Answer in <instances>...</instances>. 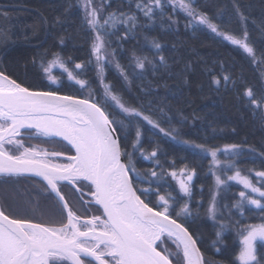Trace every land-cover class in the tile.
Listing matches in <instances>:
<instances>
[{"label":"trees","instance_id":"obj_1","mask_svg":"<svg viewBox=\"0 0 264 264\" xmlns=\"http://www.w3.org/2000/svg\"><path fill=\"white\" fill-rule=\"evenodd\" d=\"M93 1L101 7V23L115 13L114 27L110 21L104 28H97L108 50L103 81L93 51L95 31L86 23L80 0H0V70L28 88L55 90L98 103L117 129L127 164L136 169L130 173L138 194L156 208L159 196L169 199V214L195 236L205 264H241L236 231L248 224L264 223V210L247 204L237 208L241 189L229 183L219 192L216 219L208 217L215 186L213 158L208 150L239 145L235 154L231 149L219 153L223 178L239 169L261 186L256 172L264 171V157L260 155L264 153V107L251 105L244 93L251 88L258 99L264 97V0L194 3L222 30L238 38L246 30L255 58L204 26L194 30L187 14L178 8L174 11L166 0H161L163 9L154 7L151 18L137 9L140 0ZM236 5L246 21H240ZM129 16L135 20H128ZM56 57L87 85L81 88L62 79L59 87H51L44 68ZM137 58H146L143 69L137 67ZM76 64L82 67L76 68ZM104 84L112 86L126 107L151 116L166 130L175 128L173 136L177 139L142 118L128 117L111 102L105 104ZM23 138L25 147L37 145L48 153L74 155L63 141L41 135ZM184 141L202 144L207 151ZM6 147L11 155H19L11 146ZM153 151L156 156L150 158ZM63 155L55 159L67 161ZM180 170L194 173L189 195L180 192L171 176V172ZM153 171L156 176L151 175ZM77 183H81L78 187L84 194L67 183L58 185L72 211L83 218L102 216L101 209L91 203L92 186L85 181ZM141 189H149V193L145 195ZM185 204L191 217H177L175 212ZM0 207L14 219L56 227L67 222L66 212L54 194L44 182L30 176H0ZM158 248L172 254L173 264H184L172 238L165 235ZM256 256L264 264V243L257 244Z\"/></svg>","mask_w":264,"mask_h":264},{"label":"snow or ice","instance_id":"obj_2","mask_svg":"<svg viewBox=\"0 0 264 264\" xmlns=\"http://www.w3.org/2000/svg\"><path fill=\"white\" fill-rule=\"evenodd\" d=\"M170 3L174 11L179 8L187 13L188 24L194 30L204 26L255 58V51L247 42L246 30L242 38L222 30L207 13L194 7L195 0H170ZM90 5L91 0H85L87 24L97 29L104 28L112 21L115 26V13L109 14L101 23L97 10H88ZM136 7L151 18L154 7L163 9L164 5L161 0H150L149 3L140 0ZM236 8L240 21H246L243 12L239 11V5ZM128 20H135V17L129 16ZM96 41L93 50L97 53L99 63L103 59L99 55L103 47L99 31L96 33ZM155 47L159 48L160 45L155 44ZM144 59L137 58L138 68L145 67ZM75 67L81 68L82 65L76 64ZM103 73L104 68L100 65L98 75L102 76ZM69 78L76 79L71 73ZM223 79L227 81L229 77L224 76ZM76 82L81 87L87 85L85 80ZM215 83H220V80H215ZM244 95L251 105L264 107V97L258 99L251 88H247ZM104 96L105 104L111 102L128 117L142 118L164 135L177 139L173 136V132L177 131L175 128L166 130L151 116L136 108L126 107L122 98L112 91L110 84H104ZM112 124L113 121L99 104L60 96L56 92L31 91L0 72V176L18 177L33 173L42 177L49 190L57 195L67 215V222L56 227L33 223L31 220L12 219L0 210V264H173L170 258L172 254H165L156 247V241L165 233L176 242L177 254L182 253L185 264H203L202 254L192 233L169 214V199L159 196V208H156L145 203L141 195L137 194L129 174L136 169L122 162L121 148L114 137ZM33 128L43 137H61L68 141L75 149V155L66 157V164L53 163L48 159L47 151H36L35 148H25L19 155H11L6 145L23 147L16 137L20 135L21 129ZM136 135L139 138V130ZM184 143L207 151L202 144L197 145L191 141ZM239 147L233 144L226 145L225 149H231L235 154ZM217 151L212 150L213 158ZM51 155L60 157L63 154ZM260 155L264 157V153ZM155 156V151L149 154L150 158ZM151 175L157 174L153 171ZM171 175L176 176V173L172 172ZM256 177L261 182L259 187L249 176H242L239 169L235 175L227 177L228 180L238 181L245 189L239 192L237 208L242 209L245 204H250L264 210V203L261 202L264 200V171L256 172ZM80 179L89 181L93 187L94 191L90 195L95 204L102 208V216H77L60 193L58 185L61 182L76 184ZM191 179L192 175H188L187 181ZM216 179L217 184L225 183L219 176ZM179 184L182 192L190 193L184 179H180ZM140 191L145 195L149 193V189ZM253 194H258L260 199L254 198ZM208 211L215 218L214 200ZM175 215L191 217L192 213L185 204ZM257 240L264 242V224L248 226L242 241L243 247L237 257L241 264H252L253 261L260 264L256 256Z\"/></svg>","mask_w":264,"mask_h":264},{"label":"rangeland","instance_id":"obj_3","mask_svg":"<svg viewBox=\"0 0 264 264\" xmlns=\"http://www.w3.org/2000/svg\"><path fill=\"white\" fill-rule=\"evenodd\" d=\"M167 2L170 3V0H166ZM81 2V5H82V8L84 10V13H85V17H86V11H85V0H80ZM92 8H95L98 12V14L100 15V11H101V7L100 5L97 3V2H94L93 0H91V5L89 7V11L92 9ZM179 9V8H178ZM181 11H183L182 9H179ZM184 12V11H183ZM187 14V13H186ZM90 26V25H89ZM91 27V26H90ZM92 28V27H91ZM93 29V28H92ZM95 31V41L94 43H96V33H97V29H93ZM101 36V35H100ZM94 45V44H93ZM94 51V50H93ZM99 55L103 58L99 63L97 61V53L94 52V56H95V59L97 61V66H98V70H99V66L100 65H104V62L108 59V50L105 46V43H104V40H103V47L101 48V51L99 53ZM45 69H47V71H45ZM69 73L72 74V76H75V74L73 73V71L61 60V58L59 57H56L54 58L53 60H51L47 66L44 68V74H45V77H46V80L48 82V84L51 86V87H59L60 84H61V81L62 79H67L68 81L70 82H73L75 84H77L78 86H80L76 80H80L78 78H76L75 80L74 79H70L69 78ZM76 77V76H75ZM100 77V80L103 81V75L102 76H99ZM81 87V86H80ZM83 88V87H81ZM117 107V106H116ZM118 108V107H117ZM119 109V108H118ZM120 110V109H119ZM122 111V110H120ZM22 135H19L16 137L17 140H20L23 144V147H15V146H11L10 148L14 151H18L19 154L21 152H23L25 150V148L27 149H32V148H35L36 151H45V149H43L42 147L40 148V146H29V147H25L24 146V143H23V139L24 138H21ZM225 149H220L219 151H217L216 153V157L213 158V156L211 155V152L212 150H208V153L212 156L213 158V166H212V171H213V176H214V182H215V186H214V192H213V197H212V201L214 200L215 202V218L212 217V215L209 213L208 211V217L212 220L216 219V216L218 215V206H217V200H218V195H219V192L221 190L222 187L226 186L227 184L229 183H234L236 184L237 186H239V188L241 189V191H244V187L242 184H240L238 181H235V180H228L227 177L229 176H233L235 175V172L234 173H231L230 175H228L225 179L223 178V174L221 172V161L219 160L218 156H219V153L221 151H224ZM52 153H62V152H52ZM52 153H49V156H48V159L51 160L53 163H56V164H66L68 163V161H59L58 159H55L57 157H53L51 154ZM67 154L66 155H63V158L66 159ZM176 173V176H172V178L175 180V182L177 183L178 185V188L180 190V184H179V180L180 179H184L186 183H188L189 185V188H190V193H191V183L194 179V174L192 171H189V170H180V171H173ZM172 173V172H171ZM188 175H192V179L191 181H187V176ZM242 176H246V175H243L241 174ZM220 177L221 180H224L225 183L223 184H217V177ZM250 178V177H249ZM251 179V178H250ZM78 181H81V180H78ZM77 181V182H78ZM253 181V180H252ZM76 182V183H77ZM253 183H255L253 181ZM79 183H77L78 185ZM81 184V183H80ZM79 184V185H80ZM256 184V183H255ZM257 185V184H256ZM258 186V185H257ZM259 187V186H258ZM82 190V189H81ZM250 191V190H249ZM180 192L183 194V195H189L190 193L186 194L184 192H182L180 190ZM254 198H257V199H260L259 195L258 194H253ZM211 201V203H212ZM262 203H264V200L261 201ZM211 203L209 205V207L211 206ZM248 206H252V207H256L254 205H250V204H247ZM208 207V209H209ZM257 208V207H256ZM98 216V215H97ZM88 218V217H87ZM260 224H264V223H254V224H248L246 226H243L242 228H240L239 230L236 231V237H237V240L239 241L240 245H241V249L243 247V244H242V241H243V237L244 235L247 234V229H248V226H251V225H260ZM261 241L257 240L256 241V246L258 243H260ZM264 243V242H262ZM241 251V250H240ZM239 256V255H238ZM254 262V261H253ZM241 263V262H240Z\"/></svg>","mask_w":264,"mask_h":264},{"label":"water","instance_id":"obj_4","mask_svg":"<svg viewBox=\"0 0 264 264\" xmlns=\"http://www.w3.org/2000/svg\"><path fill=\"white\" fill-rule=\"evenodd\" d=\"M0 72H2L1 70H0ZM4 73V72H3ZM5 74V73H4ZM6 76H8L7 74H5ZM10 77V76H9ZM11 79H13L12 77H10ZM14 80V79H13ZM16 81V80H15ZM18 84H20L21 86H23V87H25V88H28V87H26V86H24V85H22L21 83H19L18 81H16ZM29 90H31V91H41V92H56L58 95H60V96H70V97H73V98H75V99H77V100H89L90 102H92V103H96L95 101H93L92 99H90V98H86V97H82V96H77V95H72V94H66V93H62V92H58V91H55V90H41V89H31V88H28ZM96 104H98V103H96ZM106 112V111H105ZM106 114H107V112H106ZM108 117H109V119L111 120V118H110V116L108 115ZM112 128L115 130L114 131V137L118 140V143H119V146H120V148H121V152H122V155H121V160H122V162H124V163H126L127 164V161H126V157H125V155H124V152H123V149H122V144H121V141H120V137H119V134H118V132H117V129L115 128V126H114V124H112ZM24 130H29V129H21V132L22 131H24ZM30 130H32V131H35L36 132V130L33 128V129H30ZM20 132V133H21ZM37 133V132H36ZM54 139H57V140H60V141H63V142H65L72 150H73V152H74V155H75V149L72 147V145L68 142V141H66V140H64L63 138H61V137H56V138H54ZM130 174V176H131V173H129ZM23 176H30V177H34V178H37V179H39V180H41L42 182H44L45 183V185L47 186V182L46 181H44L43 180V178L42 177H37V176H35V174H33V173H27V174H24ZM132 177V176H131ZM81 181H85V182H87V183H89L90 184V182L89 181H86V180H83V179H80ZM63 183H67V184H69V185H71L72 187H74L75 189H76V191L79 193V194H84V192L81 190V188H79L78 187V185H77V183L76 184H71L70 182H67V181H65V182H63ZM132 183H133V180H132ZM91 185V184H90ZM133 186H134V184H133ZM48 187V186H47ZM59 187V186H58ZM135 187V186H134ZM92 189H93V187H92ZM59 191H60V189H59ZM93 191H94V189H93ZM53 193V192H52ZM60 193H61V191H60ZM54 194V196L57 198V200L59 201V199H58V197H57V195L55 194V193H53ZM62 194V193H61ZM137 194H138V192H137ZM63 195V194H62ZM139 195V194H138ZM90 197H91V195H89ZM63 197H64V195H63ZM142 198V197H141ZM64 199L66 200V198L64 197ZM91 203H93V204H95V201H94V199L91 197ZM143 199V198H142ZM60 202V201H59ZM145 203H147L146 201H145ZM61 204V203H60ZM96 205V204H95ZM68 206H69V204H68ZM100 209H101V211H102V208L99 206V205H97ZM70 207V206H69ZM152 207V206H151ZM0 210H2L1 209V207H0ZM65 210V209H64ZM65 212H66V210H65ZM102 214H103V212H102ZM5 215H7V214H5ZM8 216V215H7ZM10 217V216H9ZM10 218H12V217H10ZM12 219H14V218H12ZM173 219H175L174 217H173ZM177 220V219H176ZM177 222L178 223H181V224H183L182 222H180V221H178L177 220ZM33 223H35V222H33ZM184 226L185 227H187L185 224H184ZM188 228V227H187ZM189 229V228H188ZM189 232H191L190 230H189ZM192 233V232H191ZM165 235H167L166 233L165 234H162L161 235V237L156 241V247H157V249L159 250V251H161L159 248H158V244H159V242L163 239V237L165 236ZM193 235V234H192ZM193 237L195 238V236L193 235ZM196 239V238H195ZM197 241V240H196ZM197 247L199 248V250H200V253L202 254V257H203V264H205V260H204V255H203V252H202V250H201V248H200V246H199V243H198V241H197ZM161 252H163V251H161ZM184 264H185V261H184Z\"/></svg>","mask_w":264,"mask_h":264},{"label":"flooded vegetation","instance_id":"obj_5","mask_svg":"<svg viewBox=\"0 0 264 264\" xmlns=\"http://www.w3.org/2000/svg\"><path fill=\"white\" fill-rule=\"evenodd\" d=\"M20 135H22L21 138H23V137H36V136H39L38 133H36V134H31V133L26 132V130L22 131V132L20 133ZM86 264H87V262H86Z\"/></svg>","mask_w":264,"mask_h":264}]
</instances>
